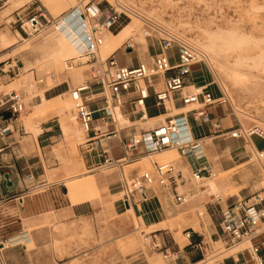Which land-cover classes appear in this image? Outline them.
Masks as SVG:
<instances>
[{
    "label": "rangeland",
    "instance_id": "rangeland-1",
    "mask_svg": "<svg viewBox=\"0 0 264 264\" xmlns=\"http://www.w3.org/2000/svg\"><path fill=\"white\" fill-rule=\"evenodd\" d=\"M31 1L33 0H12L0 10V68L10 70V67L6 66L8 59L16 66V71L9 72L7 92L26 102L27 112L23 113L21 118L29 119L28 124L33 118L48 121L57 117L55 122H59L58 130H61L64 121L67 126L75 128L74 138L60 140V146L68 151V155L57 153L58 166L50 168L56 170L49 172V183L56 181L62 184L61 194L67 195L69 191L72 198L69 195L67 197L71 203L73 200V204L92 199L98 212L86 219L59 221L57 215L53 214L32 220H17L9 226V248H21L22 237L27 236L29 250L25 248L27 257L23 264H183L179 250L191 253V261L186 264H220L232 256L231 254L252 246L253 242L231 246L225 237L216 232L220 230L218 217L205 208L206 202H216L218 208L221 202L226 209V201L230 196H238L240 199L242 195L244 198L243 194L251 192L252 195L264 187V159L261 161L256 157L247 139L228 141V146L234 145L241 150L235 158V163L226 162V166H235L234 169H213L214 175L210 178L215 180L218 187L214 194L221 197L204 194L207 184L193 179L197 192L192 196H184L185 203L178 205V210L171 213L168 223L149 228L134 211L132 214L128 211L125 214H117L112 206L107 205L112 198L105 195L107 187L100 186L97 180L100 175L113 172L114 169L102 168L97 172H87L85 166L81 167L79 146L86 141L87 134L77 119L75 102L70 92L62 97L65 105L73 107L70 120H65L67 113L59 111L35 117L34 106L32 110L29 109L33 101L30 99L39 100L46 90L55 86L78 87L92 77L90 64L75 67L72 71L77 72L76 76L66 70L65 63L74 56L61 57L57 61L48 58L49 53L61 49L64 44L54 26L30 36L20 29L17 20L24 18L23 6ZM38 1L42 2L54 18L61 19L67 14H72L87 18L90 25L93 24L97 12L92 6L96 4L104 8L123 10L125 14L121 24L111 32L104 33V39L118 35L123 27L131 22L133 14L147 20L143 23V28L151 34L146 40L138 33L115 52L100 48L99 56L102 59L116 53L123 64L125 58L121 52L125 51L129 60H134L135 55H138L141 56L142 62L152 63L149 59L150 53L158 54L161 40L168 35L196 47L203 55V61L197 65L195 77L203 80L208 78V83L211 84L208 85L218 93L217 97L223 94L227 96L230 103L222 109L225 110L230 125L238 128L241 123L247 131L256 127L264 128V0ZM46 33L51 34L50 38L34 47ZM198 46H207L210 53H205ZM107 95L111 99L109 92ZM96 104L91 102L93 108H96ZM198 108L201 107L195 105L177 111L168 103L167 110H163L166 115L150 122L161 124L179 113ZM149 109L150 113L159 112L157 107ZM100 115L102 114H96L95 117ZM211 115L216 116L217 111H212ZM220 116L224 117L222 114ZM130 126L134 124L130 123L124 127ZM26 129L29 132L34 130L28 125ZM231 130L227 129L225 132ZM256 143L259 147L264 146V142L258 139ZM207 154L204 152L196 156L198 162L209 159L214 166H219L218 156L208 152ZM157 156L159 163L173 162L177 166V160L183 155L178 150L171 149ZM73 168L78 169L77 172H71ZM153 169L151 164L143 168L144 171ZM74 174L78 176L72 177ZM204 176H210V173ZM178 187L179 193L185 194V189ZM118 191L115 189L112 193L116 194ZM122 197L123 194H120L118 198ZM158 228L168 229V233L156 237L158 233H155V230ZM213 231L216 233L213 234ZM188 232L193 234L190 240L186 235ZM263 238L262 236L261 239L264 240ZM15 240L19 241L12 244ZM199 241L205 242L204 248L207 250L200 251L193 247V244Z\"/></svg>",
    "mask_w": 264,
    "mask_h": 264
},
{
    "label": "crops",
    "instance_id": "crops-1",
    "mask_svg": "<svg viewBox=\"0 0 264 264\" xmlns=\"http://www.w3.org/2000/svg\"><path fill=\"white\" fill-rule=\"evenodd\" d=\"M92 8L97 10L95 14L105 9L100 4H96L92 6ZM19 20H22V18L20 17L17 22H19ZM121 53L125 58L122 65L136 66L139 62H142L141 56L135 55L133 58L134 60H129L127 58V52L123 51ZM112 55L115 56L116 60L120 63L116 53ZM155 55L156 53H150L149 59L153 61ZM6 62V66L10 67V70H6L3 67L0 68V100L4 102L8 100L9 96L14 95L13 93L7 92V89L9 88V72L12 73L16 71L14 62H11L9 59ZM1 64L2 63H0V65ZM196 67L194 68L192 76L187 78L186 87L188 91L209 84L208 78L203 80L195 77ZM70 74L76 76L77 72L70 71ZM84 77H86V75H84ZM162 81V78H160L159 88L162 86ZM70 88L71 86L64 88H62V86H55L46 90L45 94L40 95L39 100H35L34 98L30 99L31 101H35V103L32 101L29 109L32 110L33 106L35 108L42 105L43 97L46 100H51L57 96L68 94ZM210 90L216 94V96L218 95V93L212 90L211 87ZM93 92L95 93V98L91 102L97 103V106L96 108H93L90 102L89 107L91 110L97 111L96 114H102L95 117V124L100 125L105 138L93 137L92 134L86 135V141L79 146V153L82 156L81 158H83L81 167L85 166L87 172H97L102 168L114 169L113 172L100 175L97 181L100 186L107 187L105 195L108 198H112L111 202L107 205L110 207L112 206L117 214H125L128 211V208L133 206L135 214L138 215L146 227L152 228L161 226L169 222L171 213L178 210V205L181 206L180 204L185 203L186 200L184 196H192V194L197 192L193 184V174L195 172L201 171L203 174H206L210 173V170L214 171L213 169H215V167L225 171L235 168V166L232 165L226 166V162L235 163V158L240 154L241 150L240 147L227 145L229 144V140L236 139L230 136V131L225 132L227 129H233L232 125L228 122V118L224 112L225 110H223L225 108L220 107L211 109L210 114L215 110L217 111V115L213 117L211 115V121L207 124L200 125V122L196 121L192 114H189L188 116L193 138L205 139L206 142L208 141L204 146L203 153L207 151L209 154L217 155L219 166H214L209 159H204L203 161L198 162L197 157L194 155H183L177 160L176 174L174 178L175 183L171 182L168 186H152L147 190L149 197L148 200H144L140 192H133L127 199L124 191L126 181L145 172L143 170L144 166L151 164L155 167L156 164H161L156 160L158 158L157 155H161L162 152L168 150L151 152L147 144H141L136 149L126 154L123 148V142L127 141L133 135L139 136L151 132L158 127L160 122H150V119H157L165 116L166 114L163 113V110H167V105L166 107L157 106L152 92V97L147 102V109L145 110L147 118L145 119L142 116V110L140 108H135L130 104L136 96L129 95L124 97L125 105L121 106V108L123 107L122 109L134 126L124 127L115 120L110 125H104L103 118L110 117L112 116L111 112L113 113L112 108H109L112 105L111 103L114 105L116 104L112 98L109 99V96L107 95L108 91H103L101 88L97 87L93 89ZM50 93H52L51 97H49ZM170 104H172L177 111H182L187 108L179 100V96H174V99ZM199 106L201 107V105ZM7 107L8 104L5 106H1L0 104V113L5 111ZM149 107H157L159 112L150 113ZM221 114L224 115V117H221ZM21 117L22 116L17 120L9 118V120L0 121V126H9L10 129L9 133L4 138L0 137V166L5 176L10 177L11 180L10 186L7 181L4 186L0 187V194H7L11 197H23V204L17 206L19 220H32L53 214L57 215L59 221L75 218L86 219L95 216L98 212L97 205L92 199L88 198L87 201L73 204V200L71 203L67 197L68 195L70 196L69 191H67V195L61 194L62 184L57 183L56 181L54 183H49V172L56 170H50V168L58 166L56 158L57 153L61 155H63V153L65 155L68 153V151H65V148L60 146V140H63L65 137L62 128L61 130L57 129L59 125V122H55L57 117L49 119L48 121L33 118L31 119L30 124H28L29 119L23 120ZM136 123H141V125ZM27 125L34 130L32 132L27 131ZM114 133H117V137L112 136ZM257 139L263 141L258 136H253L251 138L256 149L264 152V146L259 147L256 143ZM108 158L113 161L123 162V164L104 167V163ZM178 186L185 189V194L179 193ZM114 188L119 190L118 193H112V191L115 190ZM203 193L215 195L214 192L209 190L208 185L205 186ZM120 194H123L122 198H118ZM250 194L251 192L243 195L244 197H247ZM240 198H242V195ZM237 199L238 196H230L226 201V205L228 206L232 204V202ZM13 204L16 203L12 202L10 206ZM219 204L220 208H218L216 202H206L205 208L207 211L210 210L213 212V216H217V220L220 222L221 211L225 206L221 202H219ZM167 231L168 229L158 228L155 230V233H158L155 236H164L168 233ZM216 232L220 236H223L220 230H217ZM216 232L213 231V234ZM5 239L6 247L1 251L0 264L1 262L3 264H23L27 257L26 250H29V245L26 243L27 236L22 237L21 243L23 246L21 248H9V229L5 235ZM262 241V255L264 256V240ZM248 243L250 242H244L242 244ZM186 247H188V245ZM250 247H247L234 255L231 254L232 256L220 264H249L250 256L248 250ZM178 254L183 259V264L191 261V258L189 257L191 253H183V251L179 250ZM137 264L142 263L139 262Z\"/></svg>",
    "mask_w": 264,
    "mask_h": 264
},
{
    "label": "built area",
    "instance_id": "built-area-1",
    "mask_svg": "<svg viewBox=\"0 0 264 264\" xmlns=\"http://www.w3.org/2000/svg\"><path fill=\"white\" fill-rule=\"evenodd\" d=\"M9 0H0V10L6 6ZM89 10V9H88ZM24 18L19 20L20 28L27 35L39 34L58 25L60 19L54 18L48 12L41 1L33 0L24 6ZM125 12L117 8H105L94 15L93 24L90 30L85 31L86 47L81 56L71 58L66 62V69L72 70L83 64L92 66V77L78 87H71L69 92L76 102L77 119L86 132L93 137H103L100 125L95 124V114L97 111L91 110L89 103L94 100V88H101L108 91L116 106L125 105L124 97L135 95L136 98L130 102L135 108L142 110V116L146 119L145 110L147 102L154 94L156 105L164 106L173 101L174 96H179V100L184 106L193 104L201 105V108L193 109L189 112L175 115L173 118L161 123L151 132L142 135H133L123 142L126 154L136 149L141 144H147L151 152H162L169 149H177L184 156H189L201 152V143L205 139H195L191 133L189 114L201 124L211 121L210 110L217 107L229 105V99L225 94L216 96L209 85L187 90V78L191 77L194 68L203 61V55L194 46L186 44L171 35L165 36L161 40V49L155 55L153 63L139 62L136 66L122 65L115 56L111 55L106 59L99 56V50L104 44V33L111 32L121 24L122 16ZM162 78V86L159 88V80ZM1 106L8 104L5 111L0 113L1 120L14 118L17 120L26 112L27 106L24 101L15 94L9 96L5 102L0 100ZM114 118L104 117V125H110ZM216 127V126H215ZM219 128V126L217 125ZM10 129L9 126H0V137L4 138ZM111 136V135H109ZM117 137V133L112 134ZM230 136L234 139H247L252 142L253 136H258L264 141V130L253 128L250 131L244 129L241 123L238 128L230 131ZM258 159H264V152L256 150ZM128 161V160H127ZM123 162L106 159L104 167L121 165ZM176 165L173 162L156 164L153 170L145 171L126 181L125 195L128 199L133 192H140L144 200H148L147 190L155 185L168 186L175 183ZM204 177L201 171L193 174L196 181ZM32 179V177H31ZM7 183L6 176L0 166V187ZM12 202L13 204L10 206ZM9 204V205H8ZM23 204V197H11L7 194H0V254L6 247L5 235L9 226L19 220L18 208ZM220 231L232 246L240 245L244 242H253L248 250L249 264H264L262 255L264 234V187L254 194L240 198L228 205L221 211ZM188 239L193 238L192 232H188ZM205 242L199 241L193 247L200 251L204 248ZM1 264H3L1 262Z\"/></svg>",
    "mask_w": 264,
    "mask_h": 264
},
{
    "label": "bare ground",
    "instance_id": "bare-ground-1",
    "mask_svg": "<svg viewBox=\"0 0 264 264\" xmlns=\"http://www.w3.org/2000/svg\"><path fill=\"white\" fill-rule=\"evenodd\" d=\"M11 1L12 0H9L6 5H8ZM131 18H132L131 22H129L125 27H123V29L119 32L118 35H112V36L107 37V38L104 39V44L101 47L102 50L104 48L105 49L107 48V49H110L111 51L114 52L117 49H119L123 44H125L127 41H129L131 39V37L137 35L138 33L141 34V37H142L143 40H146L147 36L151 34V32L149 30L143 28V23L145 24L147 22V20L141 18L140 16H138L136 14H133ZM54 30L61 35V37L64 40V44L61 47V49H56V51L49 53L47 55L48 58L53 59V61L54 60L57 61L61 57L62 58L67 57V56L78 57V56H81L83 54V52L85 50V47H86V44H87L86 39L84 37L85 34H86L85 31H89L90 30V24H89V21H88L87 18H85V17L79 18V17L73 16L72 14H67V15L63 16L60 19V23L58 25L54 26ZM50 35H51L50 33H46L45 35L41 36L40 39H39V42L37 44L35 43V45H33V46L34 47L38 46L40 42H44L45 43L47 41V39L50 38ZM130 45L132 46L133 44L131 43ZM198 47L200 49H202V51H204L205 53H207V54L210 53V49L207 48V46L206 47L198 46ZM72 70H74V69H72ZM72 70H67V71H72ZM192 91H195V89L192 90ZM62 97H63V95L62 96H57V97H55V98H53L51 100H46L43 97V104L34 108L33 115H35V117L47 116L53 111L54 112H56V111L58 112L59 111V113H61V112L62 113H67V115L65 117V120L66 119L70 120V117H71L70 115L73 112V107H71L70 105H65V102L63 101ZM111 104H110L111 106L109 108L110 109L112 108V110H113V113L111 112V114L114 117V120L119 122V124L121 126H126V125L128 126V124H130L131 122L129 121V118L125 114L124 110L122 109L123 107L121 108L120 106H116L113 103H111ZM195 105H197V104L189 105V106H186V107L187 108L188 107H193ZM75 106H76V102H75ZM150 120H154V119H150ZM68 125H70V124H68ZM259 128H261V130H264V128H262V127H259ZM62 131H63L64 137H65L64 140L66 139V141H67L69 138H74L75 128L73 126H70V127L67 126L65 121H64V124L62 125ZM202 142L203 143H201V152H197V153L192 154V155L199 156L201 154H204L203 153L204 146H205V144L208 141L206 142V140H203ZM250 145H251V147H252V149L254 150V153H255L256 150H257L256 147L251 142H250ZM66 149H67V147H66ZM205 152H206V155H208L207 151H205ZM261 152H263V151H261ZM179 153L182 155L181 152H179ZM75 154H77V152ZM63 155H65V154L63 153ZM189 156H191V155H189ZM71 158H73V156ZM74 158L76 159L75 156H74ZM206 166H208V165H206ZM77 170L78 169L73 168L71 170V172H77ZM212 174L214 175L213 171L210 170V176H204L203 178L200 179L199 182L207 184L209 186V190H211L212 192L216 193L217 190H218V187H217V184H216L215 180L210 178L211 176H213ZM76 176H78V175L74 174L72 177H76ZM216 197L220 198L221 196H216ZM133 211H134L133 206L128 208V212L130 214H132ZM18 241L19 240L12 241V244L17 243Z\"/></svg>",
    "mask_w": 264,
    "mask_h": 264
},
{
    "label": "water",
    "instance_id": "water-1",
    "mask_svg": "<svg viewBox=\"0 0 264 264\" xmlns=\"http://www.w3.org/2000/svg\"><path fill=\"white\" fill-rule=\"evenodd\" d=\"M6 179H7L8 183H9V186H10L11 185L10 184L11 183L10 177L6 176Z\"/></svg>",
    "mask_w": 264,
    "mask_h": 264
}]
</instances>
